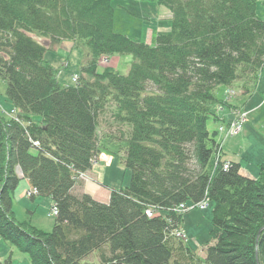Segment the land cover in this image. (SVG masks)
Listing matches in <instances>:
<instances>
[{"label":"trees","instance_id":"obj_1","mask_svg":"<svg viewBox=\"0 0 264 264\" xmlns=\"http://www.w3.org/2000/svg\"><path fill=\"white\" fill-rule=\"evenodd\" d=\"M258 1L157 0L171 31L148 45L114 32L112 0H0V81L16 110L0 113V239L28 264H264V163L242 174L207 130L224 104L216 89L252 93L264 70ZM62 41L84 49L73 86L45 61ZM112 56L132 58L126 75L98 71ZM105 115L110 133L98 136ZM103 137L125 143L131 173L106 204L74 189ZM17 169L57 208L51 232L14 219ZM208 202L212 243L199 259L175 233L188 240L183 215Z\"/></svg>","mask_w":264,"mask_h":264},{"label":"rangeland","instance_id":"obj_2","mask_svg":"<svg viewBox=\"0 0 264 264\" xmlns=\"http://www.w3.org/2000/svg\"><path fill=\"white\" fill-rule=\"evenodd\" d=\"M136 1L138 0H112L114 32L127 35L133 40L148 45H154V32L159 22L157 9L159 10L161 7L157 0H139V4ZM128 7L132 8L135 15L125 12ZM255 12L258 18L264 20V1L256 3ZM83 52L82 47L74 48L72 41H62L55 46V49L48 48L46 50L45 61L58 71V81L61 84L73 86L75 84L73 79L79 73ZM131 62L130 56H112L99 68V71L101 72L104 67L111 66L118 74L126 75ZM259 79V86H256L252 93L239 94L238 97L234 93H230L229 90L224 93L225 86L218 87L215 95L224 102L220 106V110L226 109L229 119L226 116L218 118L214 115V120L210 119L207 122V130L213 133L217 132L218 127H225L230 121L234 120L237 127L240 126L241 121H245L244 124L242 123L243 127L241 126L242 130L239 135L232 136L228 134L230 131L224 130L222 133L217 132L215 139L221 144L223 160L240 164L245 169V175L255 178L258 176L260 165L264 163V70L260 73ZM4 91L5 85L0 81V113L9 121L16 118V110L6 100ZM104 117L99 121L98 136L104 132L110 133L109 116L105 115ZM99 144V156L102 162L94 168L92 173L99 178L104 173L106 182L111 183L109 186L112 188L127 187L131 173L125 169L122 163L125 143H114L110 137H103L100 138ZM82 181L83 179H79L78 183ZM101 183H99L100 189L105 193L109 192L107 188L101 186ZM26 191V181L21 180L13 194L12 213L14 219L19 223H25L27 219L33 218L31 226L44 232H51L55 223V219L49 216L52 200L46 197H36V201L32 202L27 198ZM212 209V203L208 202V207L205 209L194 208L182 217L181 228L188 237L189 247L199 259L204 258L205 247L212 243L210 236ZM28 223L30 225V222ZM8 247L9 245L0 239V256H3V253H8ZM15 256L13 264H28L27 255L16 251ZM93 259L90 257L88 261L92 262Z\"/></svg>","mask_w":264,"mask_h":264},{"label":"crops","instance_id":"obj_3","mask_svg":"<svg viewBox=\"0 0 264 264\" xmlns=\"http://www.w3.org/2000/svg\"><path fill=\"white\" fill-rule=\"evenodd\" d=\"M136 3L137 4H139L140 2H139V0L138 1H136ZM125 12L127 13V14H132V15H135L134 14V12H133V10H132V8L131 7H128V8H126L125 9ZM157 13H158V15H159V22H158V24H157V26H156V29H155V32H154V37L156 38L158 35H164V34H168L169 32H170V30H171V16H170V13H169V11L168 10H166L165 8H163V7H161V9H157ZM127 36V35H126ZM137 41V40H136ZM43 42H45V44H46V46H49L50 45V43L49 42H47V41H43ZM138 42H140V41H138ZM146 44V43H145ZM82 62V61H81ZM262 79V78H261ZM260 80V79H259ZM257 86H259V82H258V84H257ZM226 90H227V88H225V90H224V93L226 92ZM239 94L241 95V92L240 91H238L237 92V96L236 97H238L239 96ZM234 99V98H233ZM234 108V107H233ZM219 109L218 108H216L215 109V111H214V115L215 116H217L218 118L219 117H225L226 116V118L227 119H229V116H228V114H226V109H222V110H220V111H218ZM228 112V111H227ZM115 143V142H114ZM99 162L101 163L102 161L100 160V156H99ZM99 163V164H100ZM98 164V165H99ZM98 165H96V166H98ZM96 166H93L92 168H91V170L90 171H88L87 173H86V180L85 181H82V182H80V183H78L77 185H76V187L74 188L75 189V193H78V194H81V193H85V194H88V195H90L94 200H96V201H98V202H100V203H104V204H106L107 202H108V197H109V195H110V191L112 190V189H118V188H112L111 186H109V184H111V183H109V182H106L107 180L105 179V177H104V173L102 174V177L101 178H99V177H95L94 176V174L92 173L93 172V170H94V168L96 167ZM241 166V165H240ZM243 169V170H242ZM245 169L241 166V172H242V174H244L245 175ZM247 176V175H246ZM251 178H253V177H251ZM255 178V177H254ZM22 180H24V179H22ZM26 181V180H25ZM100 181H103L102 183L100 182ZM99 183H101V186L103 185L105 188H107L108 189V191L109 192H107L106 191V193H105V191H103V190H101L100 189V185H99ZM26 184H27V190H29L30 189V186H29V184H28V182L26 181ZM80 190V191H79ZM30 200V199H29ZM30 201H32V202H35L36 200H30ZM53 205V203L51 204V206ZM32 219L33 218H29V219H27L26 221L27 222H30V224H32L33 225V223H32ZM7 251H8V253H3L2 255L3 256H0V258H4V257H6L5 255L7 254H9V252H12V255H13V259H14V257H16L15 256V254H16V250H14V249H12L10 246L7 248ZM6 251V252H7ZM91 257H93L94 259L92 260V262H89L88 261V259L90 258H88L85 262H86V264H97L98 262V260H97V257H96V255H92ZM11 264H13V262L11 263Z\"/></svg>","mask_w":264,"mask_h":264},{"label":"built area","instance_id":"obj_4","mask_svg":"<svg viewBox=\"0 0 264 264\" xmlns=\"http://www.w3.org/2000/svg\"><path fill=\"white\" fill-rule=\"evenodd\" d=\"M242 123H244V121H241L240 126L237 127L235 125V122L233 121L226 129L220 128V131L223 132L224 130H226V131H230L228 133L229 135H232V136L238 135L241 132ZM228 168H229V165L228 164H224V169L227 170ZM31 194H32V192H28V196H30ZM206 206H207L206 203H202V204H199L197 207L199 209H204ZM191 208H192V206H188V205H180L178 207L179 211H187V210H190ZM57 214H58L57 208L56 207H53L51 209L50 216L51 217H56ZM146 214H147L148 217H152V214L153 213L151 211H148V212H146ZM175 235H176L177 238L181 239L182 241L187 242V239H186V237H185V235L183 233L176 232Z\"/></svg>","mask_w":264,"mask_h":264},{"label":"bare ground","instance_id":"obj_5","mask_svg":"<svg viewBox=\"0 0 264 264\" xmlns=\"http://www.w3.org/2000/svg\"><path fill=\"white\" fill-rule=\"evenodd\" d=\"M227 90H232V88H227ZM234 121V120H233ZM233 121H230L229 123H227L226 124V126L225 127H218L217 128V132H220V133H222L221 131H220V128H222V129H226ZM245 122V121H244ZM244 124V123H243ZM243 127V126H242ZM242 130V129H241ZM241 133V132H240ZM239 133V134H240ZM238 134V135H239ZM237 136V135H236ZM225 161V160H224ZM100 162H99V155L95 158V159H93V160H91V164H92V167L93 166H96V165H98ZM225 164H228L229 165V163H225ZM87 173V172H86ZM86 173H80L79 175H78V180L79 179H83V181H85L86 180ZM78 183V182H77ZM30 192H32L33 194H31L30 196H28V194H27V196L29 197V199L31 200V197H32V195L33 196H36V192H35V190H33L32 188H30ZM35 192V193H34ZM206 207H208V204H207V206ZM205 207V208H206ZM196 208H198V207H196ZM204 208V209H205ZM189 240H187V242H188ZM186 242V243H187ZM188 244H189V242H188ZM8 258V255H6V257H4V258H0V260L1 261H3V260H5V259H7ZM11 262H13V255L11 256Z\"/></svg>","mask_w":264,"mask_h":264},{"label":"water","instance_id":"obj_6","mask_svg":"<svg viewBox=\"0 0 264 264\" xmlns=\"http://www.w3.org/2000/svg\"><path fill=\"white\" fill-rule=\"evenodd\" d=\"M17 175H18V178H20V179L22 178V173L19 169H17Z\"/></svg>","mask_w":264,"mask_h":264}]
</instances>
